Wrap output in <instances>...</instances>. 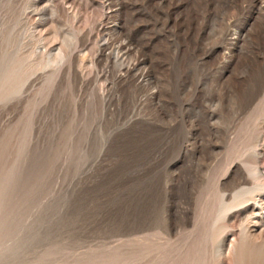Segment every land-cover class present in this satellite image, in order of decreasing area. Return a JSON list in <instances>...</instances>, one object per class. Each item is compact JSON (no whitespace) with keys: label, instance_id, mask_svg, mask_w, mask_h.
<instances>
[{"label":"rangeland","instance_id":"rangeland-1","mask_svg":"<svg viewBox=\"0 0 264 264\" xmlns=\"http://www.w3.org/2000/svg\"><path fill=\"white\" fill-rule=\"evenodd\" d=\"M262 144L264 0H0V264H264Z\"/></svg>","mask_w":264,"mask_h":264},{"label":"bare ground","instance_id":"bare-ground-1","mask_svg":"<svg viewBox=\"0 0 264 264\" xmlns=\"http://www.w3.org/2000/svg\"><path fill=\"white\" fill-rule=\"evenodd\" d=\"M71 7L67 6L68 11L70 13H72V10H73V7L72 8ZM106 45H107V42H105L101 46V56L103 55ZM122 52H124L123 49L119 48L117 50V55L121 57ZM123 55L124 54L122 53V56ZM127 71H129V69H127ZM259 146L260 148L256 150L255 155L257 159L260 161L261 159H264V144L259 145ZM245 170L253 178L258 179V183L257 185H254L256 186L255 188H253V186L252 188H248L249 186H247V187H241L237 191L235 190L236 192L235 193L233 192V195H232L233 201L231 203H224L226 201H224L222 198V201L224 202L220 210V215L218 216V219L230 218L233 212L235 211L239 212L236 215V217L238 218V228H237L238 234L237 235H234L232 238H230L229 234H227L228 229L226 227L221 228V229L219 228L218 232L216 230L218 236L216 237L215 240L220 239L221 241L219 242L223 243V246L222 247L220 246V248L218 249V252L222 256L223 255L227 256L228 254H231L236 257L237 255H239L240 250L246 246L252 245V246H256V248L260 247L261 249L264 246V197H262L261 195V193L264 192V173L262 172V169L258 166L256 167L246 166ZM245 176L244 175L241 176L242 180L245 179V181L242 183L240 182V184H244V185L249 184L248 183L249 178L248 176L247 177ZM238 180L240 181L241 179L239 178ZM219 263L222 264L221 262Z\"/></svg>","mask_w":264,"mask_h":264}]
</instances>
